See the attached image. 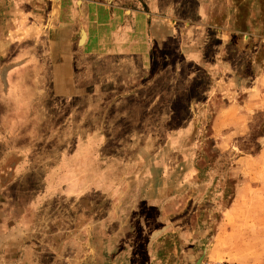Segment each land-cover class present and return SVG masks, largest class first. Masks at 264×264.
<instances>
[{
	"label": "rangeland",
	"instance_id": "1",
	"mask_svg": "<svg viewBox=\"0 0 264 264\" xmlns=\"http://www.w3.org/2000/svg\"><path fill=\"white\" fill-rule=\"evenodd\" d=\"M66 1L0 0L1 121L24 117L22 110L33 99L43 102L45 90L52 88L49 80H36L37 67L41 48L49 50V42L60 39L53 27L67 9ZM99 3L141 8L170 30L154 28L152 34L148 29V69L122 58L120 64L128 67L123 77L100 83L101 74L91 75L101 90L85 98L88 107L81 117L99 137L104 129L98 126L97 131L96 123L114 104V114H109L115 124V144L108 147L114 154L111 161L100 159L96 165L94 156L77 162L78 156H35L36 176L25 179V187L2 175L0 264H97L96 252L103 248L111 254L113 246L130 248L132 262L143 264L150 261L143 256L150 244L163 253L154 264H264V0ZM114 19L120 22L119 16ZM85 30L79 24L70 36L74 66L64 82L67 90L92 65L79 64L82 52L96 44L94 32ZM120 89L126 96H118ZM59 99L55 106L64 113L69 107ZM70 101L78 105L80 98ZM81 117L73 111L65 120L74 123ZM63 135L68 139V130ZM125 172L126 190L119 194ZM161 184L169 191L154 200L151 190ZM114 199L140 203L123 224L109 228L104 220L107 212L112 217L107 206ZM171 200L177 202L178 215L172 218H179L178 226L158 219L161 206ZM90 216L100 224H88ZM220 227L223 235L206 257ZM168 228L175 231L166 232ZM110 229L127 240L107 245L102 235ZM188 231L185 245L179 237ZM96 234L105 240H96ZM152 234L159 240L149 243Z\"/></svg>",
	"mask_w": 264,
	"mask_h": 264
},
{
	"label": "crops",
	"instance_id": "2",
	"mask_svg": "<svg viewBox=\"0 0 264 264\" xmlns=\"http://www.w3.org/2000/svg\"><path fill=\"white\" fill-rule=\"evenodd\" d=\"M100 1L108 0H81L79 6H75L71 2L69 3L66 1L67 9L65 11H60L58 14V24L56 28L52 27L57 29V36L60 37V39L54 43L49 42V50H46L45 47L41 48L43 56L38 61L39 66L37 67L38 72L36 74V80L40 84L49 80L52 88L49 86V90H45L44 95H42L44 98L43 102L40 98L38 100L33 99L30 105L25 108V110H22L24 117L9 116L5 120H0V179L2 175H4L5 177L11 178L12 185H21L25 187V179L36 176V172H34L35 168L31 163L32 158L35 156H78L76 162L88 156H94L96 165L100 162V159H107L109 162V160L111 161L114 158L111 157L114 156L113 152L108 150L109 145L112 146L115 144L113 132L115 124L109 116L110 113L114 114V104L106 107L108 114L101 120V124L96 123V128L100 126L101 130L104 129L105 131L102 130V132L99 133V137L91 132L92 130L90 129L89 123L85 118L81 117L88 107V102L85 101V98H94L98 89L101 90L99 85L94 84L95 80L91 79V75L94 73L97 78V75L99 76V74H101L102 79H100V83H104V80H107V78L115 79L123 77L128 67L123 68L120 64L122 58H133L135 61L142 62V69H148L147 66L152 61L150 52L152 47L148 42L150 38L147 37L148 29L151 28L150 32L154 34V28L158 30L161 28L170 30V28H168L167 24H164V22H159V19H150L149 15L141 8L129 7V10L125 8H115L112 4L105 5L99 3ZM116 9H122L123 13L119 14L115 12ZM127 11L129 12L127 13ZM100 14L102 18H100ZM126 14L128 15L126 16ZM114 16L115 18L116 16L120 17V22L117 24L115 23ZM79 24L86 28V34H88L87 32L89 31L94 32L93 38L96 40L94 49L89 52H82L83 57L79 59V64L89 61L93 66L90 64V68L81 70V78L74 84L75 87L71 90H67L64 82L69 80L72 67L74 66V60H72L71 57L73 44L70 36L74 31V27ZM100 29H104L103 35H100ZM125 38L127 39L124 41ZM87 40L88 37L86 35L82 46L87 43ZM146 56H149V61H147L148 57ZM23 61H27V59L25 58ZM17 64L8 63L11 67H15ZM88 80L92 81L91 86L88 84ZM123 80L127 79L124 78ZM125 93L126 92L123 93L122 89H120L119 95L114 93V96H116V94L118 96H126ZM78 97L80 98L78 105L70 101ZM55 98H60L57 102L61 105L68 106L69 109L64 113L59 112L55 106ZM4 110L5 108L0 106V117L3 115ZM73 111L82 119L78 122L69 123L68 120H65V117ZM64 130H68V139H65L63 135ZM96 130L98 131L99 127ZM60 142H62L63 145L59 144ZM113 167L114 165H112L111 168L112 172ZM135 174H138L137 171L131 175L135 176ZM127 175L126 172L121 175L122 183L119 194L126 190L127 181L125 178ZM140 175H138L136 179L141 177ZM163 179L164 178H162V180ZM163 183L164 182H162V184ZM162 184L160 188L155 186L154 189L151 190H155L151 192L156 194L153 197L154 200L161 199L163 193L169 191V188H164L166 185L164 184L163 186ZM171 190L173 192L172 188ZM139 193L141 194L142 190ZM76 199L77 201L75 203L80 202L81 198ZM64 201L72 203V201H68L67 197ZM131 201L132 202H129V204L127 201H115V199L109 202L107 210L113 211L111 212L112 217H107L108 212L106 213V219L104 221H107V227L110 228L111 226L114 227L124 223L125 217L128 216L130 210L135 207L134 204L140 203L138 201L134 202L135 200ZM177 210V202L174 200L164 203L161 206L160 216L158 218L159 221H161L160 223L162 225H169V223L173 226L175 224L176 226L180 225L178 223L179 218L176 221L172 218V214L178 215ZM89 219H91V222H88V224L94 225L96 223V225H98L99 221H93L94 219H98L97 216H90ZM223 220L225 221L224 217ZM173 230L175 231L174 228H168L166 232ZM182 233V236L179 238L184 244L186 243L185 245L189 244V231ZM155 234L150 236L149 243L152 240L155 242L159 240ZM222 235L223 233L220 227L218 233L210 239L206 257L210 256L211 247L215 245V240H217V238L219 239ZM102 236L106 237L108 241L107 245H111L110 241L113 244L118 242L120 245L121 241L125 242L128 238L125 239L124 234L114 232L113 229H110V231L104 233ZM200 237L201 236H199V238ZM96 240L104 241L105 239L100 238L96 234ZM192 246H194V244ZM113 248L114 250L111 254L109 252L106 254L103 248L98 250L96 253L97 255L99 253L100 259H98L97 264H134L131 260L132 250L130 248L128 250L125 248H115L114 246ZM171 252H173V250ZM144 253L143 256L146 257L147 255L150 261L145 260L143 264H154L155 258H161L160 256H163V253L159 254L157 249H154L151 244L148 250H144Z\"/></svg>",
	"mask_w": 264,
	"mask_h": 264
}]
</instances>
